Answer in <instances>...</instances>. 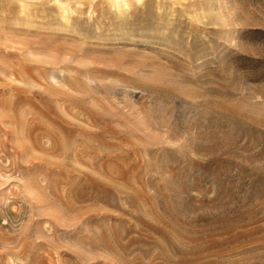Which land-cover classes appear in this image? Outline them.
<instances>
[{
	"label": "rangeland",
	"instance_id": "rangeland-1",
	"mask_svg": "<svg viewBox=\"0 0 264 264\" xmlns=\"http://www.w3.org/2000/svg\"><path fill=\"white\" fill-rule=\"evenodd\" d=\"M0 0V264H264V0Z\"/></svg>",
	"mask_w": 264,
	"mask_h": 264
},
{
	"label": "bare ground",
	"instance_id": "bare-ground-1",
	"mask_svg": "<svg viewBox=\"0 0 264 264\" xmlns=\"http://www.w3.org/2000/svg\"><path fill=\"white\" fill-rule=\"evenodd\" d=\"M137 2H141V0H136ZM114 6H116L119 9H126V4L125 0H111Z\"/></svg>",
	"mask_w": 264,
	"mask_h": 264
}]
</instances>
